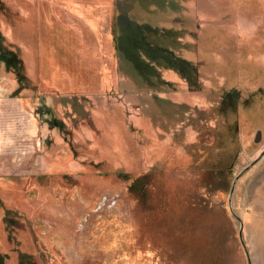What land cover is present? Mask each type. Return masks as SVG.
Listing matches in <instances>:
<instances>
[{"label":"rangeland","instance_id":"1","mask_svg":"<svg viewBox=\"0 0 264 264\" xmlns=\"http://www.w3.org/2000/svg\"><path fill=\"white\" fill-rule=\"evenodd\" d=\"M0 40V264H264V0H0Z\"/></svg>","mask_w":264,"mask_h":264},{"label":"trees","instance_id":"2","mask_svg":"<svg viewBox=\"0 0 264 264\" xmlns=\"http://www.w3.org/2000/svg\"><path fill=\"white\" fill-rule=\"evenodd\" d=\"M137 25H138V27H139V31L141 32V31H143V30H141V28H143V26H141V24L140 23H138V22H135ZM134 33H135V30H134ZM2 48V43H1V40H0V49ZM3 54H4V56H6L7 57V55L9 56V57H7V58H9V63L11 64H15V66H17V67H21V63H20V61L18 60V55L14 52H10V50H4L3 51ZM184 63L186 64V65H188V63H187V61H184ZM230 96H232V92H228V93H226L225 94V96H224V98H223V103H225V105L227 106V99H228V97H230ZM169 101V100H168ZM170 102V101H169ZM230 106L231 107H234V106H232L231 104H230ZM231 123V122H230ZM227 126H231V125H227ZM232 127V126H231Z\"/></svg>","mask_w":264,"mask_h":264},{"label":"crops","instance_id":"3","mask_svg":"<svg viewBox=\"0 0 264 264\" xmlns=\"http://www.w3.org/2000/svg\"><path fill=\"white\" fill-rule=\"evenodd\" d=\"M6 107L4 106L3 100L0 101V143L5 142V113H7L8 110H4Z\"/></svg>","mask_w":264,"mask_h":264},{"label":"water","instance_id":"4","mask_svg":"<svg viewBox=\"0 0 264 264\" xmlns=\"http://www.w3.org/2000/svg\"><path fill=\"white\" fill-rule=\"evenodd\" d=\"M256 134H257V136H256L255 140L258 142V141L261 140L263 134H262V131L261 130H258V132Z\"/></svg>","mask_w":264,"mask_h":264}]
</instances>
